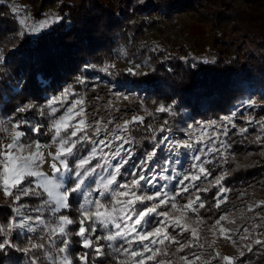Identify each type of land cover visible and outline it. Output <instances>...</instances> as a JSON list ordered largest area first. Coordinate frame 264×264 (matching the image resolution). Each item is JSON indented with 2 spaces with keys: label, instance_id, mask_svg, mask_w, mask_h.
Listing matches in <instances>:
<instances>
[{
  "label": "trees",
  "instance_id": "obj_1",
  "mask_svg": "<svg viewBox=\"0 0 264 264\" xmlns=\"http://www.w3.org/2000/svg\"><path fill=\"white\" fill-rule=\"evenodd\" d=\"M22 1L32 7L36 18L42 16L44 9L57 4V13L62 18L35 36L20 35L15 14L6 3L0 2V51L4 53L0 61V119L13 117L20 106L34 104L36 108L19 113L17 117L27 119L31 124L40 123L43 127V133L37 136L28 131L31 124L22 126L25 135L21 141L25 144L51 140L47 131L49 119L47 115L41 117L39 112L48 99L67 88L83 98L88 107L107 103L119 90L125 94V107L143 117V123L134 125L128 132L134 141L135 154L125 166L126 173L151 150L155 143L153 136L158 139L169 135L175 137L190 124L227 116L242 98L248 96L264 100V0H242V7L232 0H145L141 4L135 0ZM162 3H165L164 8ZM160 8L164 9L163 15L167 19L174 13L197 10L202 21L220 28V34L213 41L217 57L193 64L176 55L151 52L148 53L150 66L145 70L136 68L130 72L125 66L106 67L105 62L114 59L118 46L133 56L141 53L139 57H145L138 43L144 27L150 22L138 13L145 10L151 15ZM6 47L12 49L6 52ZM169 105L172 106L170 112L157 111V108ZM258 112L264 113V105ZM62 113L63 110L57 115ZM165 121L168 122L166 131L161 133L158 130ZM247 128L252 132L255 129ZM2 138L0 129V141ZM88 147V144L82 145L81 154ZM231 151L233 157L222 185L227 190L226 207L237 209L249 197L250 189L264 186V147L252 133L242 132L234 134ZM154 159L151 167L153 172H158L166 160L162 146ZM11 200L0 197V225L5 227L14 215L9 208ZM20 203L27 209L41 207L39 197H26ZM78 207V202L73 199L71 207L62 210L61 214L76 220ZM226 207L210 204L203 208L196 206L195 213L190 211L195 227L197 218L203 221L198 232L199 243L205 244L204 249L186 247L183 252H177V245L169 244V255H161L159 259L183 264L181 255L195 254L210 264H225L219 257L213 258L216 252L210 246V226ZM250 219L249 211L238 214L233 218V229L238 231L248 226ZM36 227L35 232L18 227L13 229L12 242L18 248H25L31 237L34 242L47 246L46 235L40 226ZM78 227V223L69 226L71 245L66 254L73 264H80L77 255L87 251L80 247V239L74 235ZM168 231L185 244L192 239L190 232ZM59 239L56 237L57 241ZM60 246L59 243L53 245V252ZM243 251L247 253V249ZM105 252L103 264H116L117 254L108 248ZM218 253L220 257L226 256L221 250ZM33 254L39 257L41 264H49L42 250L37 249ZM30 255L8 249L0 253V264H29ZM119 259L130 260V257L119 254ZM240 264H264V250L255 245Z\"/></svg>",
  "mask_w": 264,
  "mask_h": 264
},
{
  "label": "snow or ice",
  "instance_id": "obj_2",
  "mask_svg": "<svg viewBox=\"0 0 264 264\" xmlns=\"http://www.w3.org/2000/svg\"><path fill=\"white\" fill-rule=\"evenodd\" d=\"M61 19L59 16L54 19L48 18L40 22L38 27L33 26L28 31L38 32ZM20 23L25 25L26 21L21 19ZM129 71L131 72L132 69ZM80 82L83 83V81ZM72 95L70 88L64 89L58 96L48 99L47 104L39 112L41 117L47 115L49 119L47 131L56 146L55 152L47 153V158H50L51 175L43 171V165L48 160L41 150L49 146L41 145L37 140L35 149L25 152L26 146L21 143L25 135L21 128L31 122L18 118L17 114L26 113L37 106L34 104L20 106L13 113V117L9 118L12 123L11 141L0 145V191H3L5 197L12 198V205L9 208L14 215L9 218L6 227L0 225V253L13 249L32 254L29 256V264H41L39 257L33 254L39 249L43 251L44 259L49 264H73L66 253L71 245L69 226L77 223L79 227L74 235L80 239V247L87 250L77 255L76 258L80 264H103V258L107 255L106 248L112 249V252L117 254L116 264H149V262L172 264L171 260L159 259L161 255H169V244L177 245V252H183L186 247L198 246L204 249L205 244L199 243L201 237L198 232L199 225L203 221L197 218V227H190L185 222L187 211L195 213L197 205L199 208L205 207L198 193L207 192L208 188L201 189L196 184V181L209 175L203 162L193 165V168L198 169L197 174L189 173L179 179L171 195L167 185L160 184L161 179L176 180L178 178L167 175L175 171L171 160H165L164 166L158 172H153L151 165L155 163L154 158L157 157L162 145L167 144L171 152L181 147L194 148L196 144H203L207 128L201 126L195 143L189 140L174 141L171 135L162 136L159 139L153 136L155 143L151 150L138 164L134 165L130 173H127L131 175V179L121 182V177L126 175L125 166L135 154L131 147L134 141L128 136L129 124L143 123V117H133L131 121L125 120L123 124H117L112 132H108L111 120L105 123L98 119L94 125L87 122L82 98L73 99L70 104H66L69 96ZM171 109V105L161 106L157 108V111L170 112ZM61 110L63 113L57 115ZM167 123L165 121L158 131L165 132ZM212 124L214 125L215 122ZM188 128L193 129V125H188ZM3 131L6 132L7 129ZM28 131L39 136L43 133V127L40 123L31 124ZM240 131L246 132L247 129ZM224 134L227 135L226 128ZM207 143L220 144V148L226 147L217 137H208ZM84 144L90 147L83 149L81 154V146ZM201 151L223 155L220 149L215 147L201 149ZM194 159L201 161L198 155H194ZM93 161L97 162L93 163ZM226 175L227 173L218 177L215 181L216 185H221ZM225 192L226 189L221 186L217 192V208L226 202ZM184 193L189 195L196 193V195L183 206L184 213L181 216L173 218L169 211L159 210L169 205L171 209H177L176 198ZM26 197L41 199V207L31 209L35 215L23 214L27 206L20 202ZM73 199L79 204L76 220L59 214L62 210L71 207ZM261 204L264 202L254 207H259ZM252 210L253 206H249L248 211ZM45 211L51 214L50 219H45L41 215ZM227 219L226 215H221L215 221L214 227L218 226L220 235L231 240L232 234L237 230L227 228L221 223ZM228 222L235 223L234 220ZM144 225H151V228H145ZM36 226H40L41 231L46 235L47 246L45 243L34 242L31 237L25 248H18L12 242L13 229L18 227L26 232H35ZM259 227L261 225H252L251 229L244 227L242 229L244 235L240 238L252 239V236L256 234L255 229ZM168 229L180 233L190 232L192 239L185 244L171 235ZM98 232L105 234L97 235ZM56 237L60 238L59 241ZM100 241L109 243L105 245ZM56 243L61 246L54 253L52 246ZM117 244H119L118 247ZM134 244L138 245L139 249L133 248ZM255 245L261 246L264 250V239L257 237L251 244L242 247L247 249V253H251ZM247 253L242 250L238 257H220V254L216 252L213 258L219 257L225 264H240ZM119 254L130 257V260H120ZM180 261L183 264H210L209 261H202L201 257L195 254L181 255Z\"/></svg>",
  "mask_w": 264,
  "mask_h": 264
},
{
  "label": "rangeland",
  "instance_id": "obj_3",
  "mask_svg": "<svg viewBox=\"0 0 264 264\" xmlns=\"http://www.w3.org/2000/svg\"><path fill=\"white\" fill-rule=\"evenodd\" d=\"M41 1V0H40ZM138 3H143L145 0H135ZM155 1V0H150ZM0 2L6 3L10 10L15 14L18 21V34H28V35H37L41 31L50 27L48 25L46 28L38 31L31 32L28 31L31 27H38L40 22L48 19L59 16L57 13L56 5L49 6L43 10L42 16L35 17L32 13V7L22 0H0ZM235 5L240 7L243 6L244 2L242 0H232ZM161 7H165V3L161 4ZM160 8L158 11L151 13L145 12V10H141L138 14L148 18L149 25L144 27L143 35L140 37L139 45L142 51H144L145 57H139L138 55H132L127 52V50L121 46H118L114 52V59L111 62H105L106 67H128L129 69H142L145 70L150 66L149 54L148 53H162L166 55H176L180 57L184 61H189L193 64H197L202 61L214 60L218 52L214 47V38L217 37L221 29L212 26L211 24L204 22L200 19L198 15V11H190L185 10L181 13H174L171 18L167 19L163 15V10ZM60 17V16H59ZM24 19L26 21L25 25L20 23V20ZM6 52H9L12 47H6ZM4 53L0 51V61L2 60ZM73 99H81L78 94L73 93L72 96L68 98V104ZM83 99V98H82ZM125 94L121 91L117 90L114 92V95L109 99L107 103H102L98 105H94L93 107H88L86 102L82 105L85 114L87 117V122L89 124H95V122L99 119L103 122L107 123L109 120L112 121L111 124L108 125V132H112L117 124H123L125 120L131 121L133 117H139L134 111L125 107L124 101ZM264 105V100L259 99L258 97H245L242 98L238 105L232 109L231 113L227 116H223L218 119H212L209 121H198L196 123L190 124L193 125V129H189L188 126L181 133L172 137L174 141H185L189 140L191 143H195L198 133L200 131L201 126L207 128V132L204 134L205 142L203 144H196L194 148H185L181 147L179 149H174L171 152L168 149L167 144L162 145V148L166 152V160H171L172 168L175 169L174 172H170L168 176H177L176 180L172 179H161L160 184L167 185V189L169 194L171 195L174 191V185L179 183V179H182L183 176L191 174H197L198 169L193 168L194 164H200L203 162V166L208 170L209 175L202 177L200 180L196 181V184L199 188H208L207 192L198 193L201 201L204 205L214 204L216 205L217 201V192L220 187L223 188L224 185H216L215 181L218 177L225 174L228 170L229 160L233 157V153L231 151V142L234 134H241V129H247V133H252V136L259 137L258 141L263 144L264 147V113H259L258 110L260 106ZM228 117L229 119H224ZM251 121V122H250ZM212 122H215L213 125ZM141 124L139 122L130 123L128 127V132L134 125ZM254 127V131L252 132L247 127ZM11 128L12 123L8 117H4L0 119V129L3 132V138L0 141V145L7 144L11 141ZM225 128L227 129V135L224 134ZM3 129H7V131H3ZM208 137H217L220 141L226 145L224 148H220V144L211 145L207 143ZM102 138V137H101ZM35 142L31 143H23L25 147V152H31L35 149ZM41 145H48L49 147L42 148L41 150L44 152L45 157L47 158V153L49 151L55 152L56 146L55 143L50 140L47 143H40ZM30 146V147H29ZM90 147V145H89ZM133 147V145H131ZM209 147H215L220 149L219 153H207L205 151H201V149H206ZM251 151H249V154ZM194 155H198L201 157V161H196L194 159ZM48 162L43 165V171L51 175V169L49 167L50 158H47ZM207 161H211L208 163ZM97 161H93L96 163ZM162 163L161 168L164 166ZM131 172V171H130ZM129 172V173H130ZM131 175L127 174L121 179V182L124 180H130ZM145 190H147L145 188ZM227 190L224 193L226 196ZM196 193H192L189 195L188 193H184L181 196L176 198L175 203L178 205L177 209H171L169 206H164L159 209L160 211H169L170 215L175 218L179 217L184 213L183 206L187 203L189 199H194ZM0 197H5L3 191H0ZM260 202H264V186L258 185L253 189H250L249 197L244 201L243 205L238 207L237 209H231L226 207L225 203H222L220 206L225 208V211L221 215H226L227 220L222 221L221 223L230 229H233L232 223L228 221H233V218L242 212H247L249 206H253V210L249 211L251 215V219L249 221L248 226L251 229L252 225H261V227L255 229V235L252 236V239L242 240L240 237L244 235L243 228L234 232L232 234V239H225L220 235L219 227H214V224L210 226V233L212 239L210 241V246L212 247L214 252L223 251L226 256L233 257L234 255H239L240 251L246 250L243 248V245L251 244L254 239L262 238L264 236V204H261L259 207H254ZM12 203V200H11ZM198 206V205H197ZM23 214L27 215H35L31 209H25ZM60 215H63L59 213ZM45 219H50L51 214L45 212L41 213ZM220 215V216H221ZM185 222L190 227H195V222L193 217L190 216V210L186 213ZM145 228H151V225H144ZM20 230H23L19 228ZM215 233V235H213ZM104 232H98L97 235H104ZM108 244V241H100ZM26 243V241H25ZM119 244H117V247ZM133 248L139 249L138 245H133ZM149 264H154V262H149Z\"/></svg>",
  "mask_w": 264,
  "mask_h": 264
}]
</instances>
